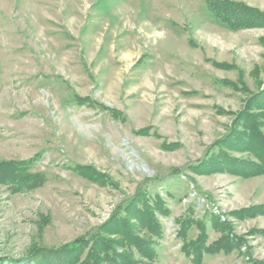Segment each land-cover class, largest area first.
I'll return each instance as SVG.
<instances>
[{
  "label": "rangeland",
  "instance_id": "rangeland-1",
  "mask_svg": "<svg viewBox=\"0 0 264 264\" xmlns=\"http://www.w3.org/2000/svg\"><path fill=\"white\" fill-rule=\"evenodd\" d=\"M263 103L264 0H0V264L86 240L81 263L97 236L137 264H264V172L225 144L264 137ZM137 195L152 259L109 224ZM201 237L237 247L195 263Z\"/></svg>",
  "mask_w": 264,
  "mask_h": 264
},
{
  "label": "trees",
  "instance_id": "trees-1",
  "mask_svg": "<svg viewBox=\"0 0 264 264\" xmlns=\"http://www.w3.org/2000/svg\"><path fill=\"white\" fill-rule=\"evenodd\" d=\"M252 20L249 18L245 19L244 17H241L236 22V25L242 26L244 24V26H250L249 25L250 23H256L254 19ZM229 23H235V22L230 20ZM256 131L257 130L255 128H252L251 135H249L248 138L238 137V133H235L225 142L227 147L235 145L234 147L237 148L240 147L246 148L247 151L252 153L255 159L257 160L256 162L254 161L240 162L238 161V159L235 158L232 160L227 158L226 164L233 170V172L235 173L237 172L240 175L241 174L244 175L246 171L250 172L244 176L259 174L264 172V137L256 133ZM204 164L205 163H203L202 165L200 164L197 167L202 168L204 167ZM83 168H85V170L87 169L86 167ZM10 170H12L11 172L13 173L14 168L10 167ZM12 173H9V176H12ZM138 198L139 195H137V198L134 199L132 205H130V207L127 208L129 215L125 220L123 219H117L115 221L111 220L109 224L110 225L113 224L112 226L115 227L114 229L116 230L119 227L120 223L123 224L124 225L122 227V230H124L123 236L128 237L130 242L142 251L143 253L142 255L145 258L152 259L155 255V252L153 251L152 247H150V244L148 242H143L141 239H138L136 236L135 237L138 240L135 239L134 235H132L128 229V225H130L128 223L130 221L128 220L129 218L130 219L132 218L135 221H141L143 224L147 225L148 229L153 233H155L157 237H160L162 234L161 227H159L160 225L158 226L157 223H155V213L152 212L151 207L147 204V202L142 209L133 204L134 202H137ZM157 204L158 207L160 208L162 202L159 201ZM94 238H97L98 242L93 245L92 249H90V251L85 255V259L81 263H79V261L80 258H82L83 256L82 252L84 251L85 248L88 247L89 241L87 242L86 240H79L75 242V244L73 245H68L66 247H63L55 251L46 248H41L32 252L29 255L31 256L30 258L28 257L22 261H18V263L17 261H14L15 263L13 264H137L134 260L129 258V256L120 254L116 249H114L115 244L113 245L106 244V242L102 239V237L100 238L97 236ZM101 240H103V243ZM203 240L205 239L201 237L198 242L192 241L188 243L186 245V248L184 249V252L188 256L193 257L195 263H200L205 253L208 254L219 253L220 251L223 250L230 251L233 247H237L236 244L233 247L231 245H227L228 243L230 244L232 243V241L230 242L228 240H224L223 243L225 244L222 243L223 245L220 244V245L207 246L203 243ZM102 244H104V246ZM44 249H46L45 251H47V253L40 254L39 252L44 251ZM52 254H55L56 257H54ZM52 258H56V259H52Z\"/></svg>",
  "mask_w": 264,
  "mask_h": 264
}]
</instances>
